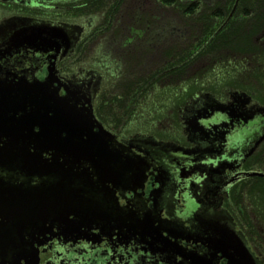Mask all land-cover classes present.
Here are the masks:
<instances>
[{"label":"flooded vegetation","instance_id":"obj_1","mask_svg":"<svg viewBox=\"0 0 264 264\" xmlns=\"http://www.w3.org/2000/svg\"><path fill=\"white\" fill-rule=\"evenodd\" d=\"M203 1L0 0V155L46 174L2 191L0 264H227L233 234L264 264V87Z\"/></svg>","mask_w":264,"mask_h":264},{"label":"trees","instance_id":"obj_2","mask_svg":"<svg viewBox=\"0 0 264 264\" xmlns=\"http://www.w3.org/2000/svg\"><path fill=\"white\" fill-rule=\"evenodd\" d=\"M165 5L179 0H160ZM235 0H210L201 2L202 11L193 6L192 21L204 24L201 41L208 40L205 51L221 57L223 64L233 70V60L241 58L247 71L254 70L261 88L264 87V0H239L232 17L216 32L228 16ZM256 38L260 40L256 41ZM253 67H252V66ZM244 69V68H243ZM262 89V88H261ZM264 100V90L258 93Z\"/></svg>","mask_w":264,"mask_h":264},{"label":"water","instance_id":"obj_3","mask_svg":"<svg viewBox=\"0 0 264 264\" xmlns=\"http://www.w3.org/2000/svg\"><path fill=\"white\" fill-rule=\"evenodd\" d=\"M239 0H235L233 3V6L228 14V16L226 17V19L224 20V22L219 26V28L216 30L219 31L220 29H222L224 27V25L229 21V19L231 18L235 8L237 7ZM65 27L63 26H57V25H38V26H33L31 28H29L27 31H29L30 37L33 40H48L49 43L52 42V40H56V39H63L65 40L64 43V54L67 53V50L70 48V43L67 42L68 41V36H67V32L64 29ZM23 35L25 33V30L22 31ZM41 134V130L37 133V135ZM90 150V149H89ZM22 159L17 160L16 158L13 157H9V156H1L0 155V168L5 170V171H1L0 172V178L1 177H14L17 175H25L27 178V181L29 182V180L34 179V175H38L40 177H45L46 174L41 171V170H23L22 168H18L17 170L15 169L16 166H18L17 164H15L16 161H21ZM14 164V166L12 165ZM29 168V167H28ZM20 172V173H19ZM250 175H257V176H264L261 173L258 172H252L249 173ZM14 178H12L11 182H7L4 183L0 180V202H2V191H6L8 193H12V183ZM34 182L36 183H41L40 178H38V181L34 180ZM15 188V187H14ZM36 188V187H34ZM24 190H26L25 187H23ZM10 190V191H9ZM41 190V189H40ZM11 197L8 195L6 197L7 201L9 202V199ZM232 237V245L230 246L231 249V253L227 256L228 257V262L227 264H259L258 261L255 260V258L249 253L246 245L244 244L243 240L241 239V237H239L238 235H234L231 236Z\"/></svg>","mask_w":264,"mask_h":264},{"label":"rangeland","instance_id":"obj_4","mask_svg":"<svg viewBox=\"0 0 264 264\" xmlns=\"http://www.w3.org/2000/svg\"><path fill=\"white\" fill-rule=\"evenodd\" d=\"M208 1H210V0H208ZM176 22H177V24H179V23H186V18L185 17H183L182 15H179V14H177V17H176ZM194 29V28H193ZM192 33H193V36H195V30H192ZM165 50H167V49H165ZM164 50V51H165ZM165 58L161 55V58H160V60H159V62H161V63H163V60H164ZM204 62V60L203 61H197V62H195L194 63V65H193V70H195V69H200L199 67H202L201 65H202V63ZM207 65V64H206ZM193 88L194 89H196L197 88V86H193Z\"/></svg>","mask_w":264,"mask_h":264}]
</instances>
